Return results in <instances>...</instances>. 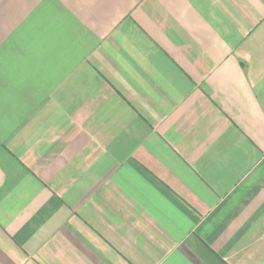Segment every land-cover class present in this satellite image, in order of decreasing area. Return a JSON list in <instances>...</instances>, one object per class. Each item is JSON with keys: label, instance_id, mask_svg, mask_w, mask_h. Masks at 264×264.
I'll list each match as a JSON object with an SVG mask.
<instances>
[{"label": "crops", "instance_id": "0c3cea01", "mask_svg": "<svg viewBox=\"0 0 264 264\" xmlns=\"http://www.w3.org/2000/svg\"><path fill=\"white\" fill-rule=\"evenodd\" d=\"M0 264H264V0H0Z\"/></svg>", "mask_w": 264, "mask_h": 264}]
</instances>
